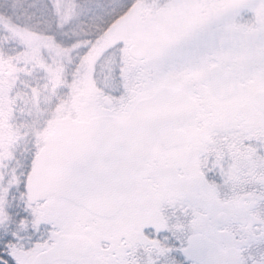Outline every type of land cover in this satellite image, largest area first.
Returning <instances> with one entry per match:
<instances>
[{
	"label": "snow or ice",
	"instance_id": "obj_1",
	"mask_svg": "<svg viewBox=\"0 0 264 264\" xmlns=\"http://www.w3.org/2000/svg\"><path fill=\"white\" fill-rule=\"evenodd\" d=\"M0 264H264V0H0Z\"/></svg>",
	"mask_w": 264,
	"mask_h": 264
}]
</instances>
